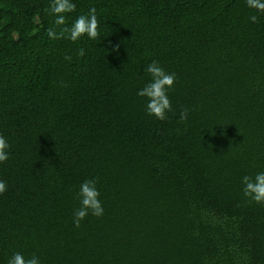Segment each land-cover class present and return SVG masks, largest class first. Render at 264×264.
<instances>
[{"label":"trees","instance_id":"16d2710c","mask_svg":"<svg viewBox=\"0 0 264 264\" xmlns=\"http://www.w3.org/2000/svg\"><path fill=\"white\" fill-rule=\"evenodd\" d=\"M46 3L0 0V264L21 248L44 264H264V205L239 185L264 169V17L244 0H78L101 34L77 58L47 40ZM150 59L177 74L167 121L136 96ZM86 177L105 214L75 228Z\"/></svg>","mask_w":264,"mask_h":264},{"label":"clouds","instance_id":"9594fccd","mask_svg":"<svg viewBox=\"0 0 264 264\" xmlns=\"http://www.w3.org/2000/svg\"><path fill=\"white\" fill-rule=\"evenodd\" d=\"M244 6L249 10L247 20L259 24L264 17V0H244ZM45 15L50 18L49 26L45 28L48 41H68L77 45V58L86 57V48L82 46L85 39L96 41L101 34V18L95 6H89L84 11H78V0H47ZM119 44L111 51L118 54ZM63 59L71 63L73 56L65 54ZM146 79L142 86L136 89V96L142 99L144 112L158 121H167L168 114L173 112L172 92L177 82V74L168 70L159 60L150 59L143 65ZM190 109L182 108L179 120L189 119ZM12 143L3 133H0V163L10 159ZM240 192L246 202L264 205V169L246 172L239 177ZM8 190V184L0 179V195ZM77 206L72 210V224L80 228L89 216L103 217L104 201L99 177H86L74 190ZM7 264H44L42 257L35 251L26 249L14 250L7 257Z\"/></svg>","mask_w":264,"mask_h":264}]
</instances>
